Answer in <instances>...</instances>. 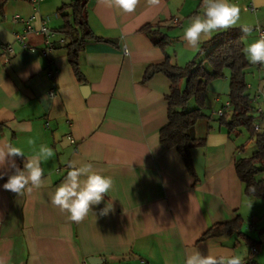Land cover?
Here are the masks:
<instances>
[{
  "label": "crops",
  "instance_id": "0c3cea01",
  "mask_svg": "<svg viewBox=\"0 0 264 264\" xmlns=\"http://www.w3.org/2000/svg\"><path fill=\"white\" fill-rule=\"evenodd\" d=\"M70 1L43 0L38 5L36 15L55 33L52 51L46 54L40 35L27 34L25 47L15 38L23 25L12 17H29L34 12L29 0H8L0 10V44L13 49L7 60L0 57V141L7 138L25 156L42 145L54 152L41 164L51 186L30 195L5 190L14 170L0 168V259L5 264H82L90 257L99 258L97 264H184L195 250L217 256L235 253L244 261L255 247L253 262L264 264V198L246 196L235 171V160L255 150V136L243 129L230 131L217 115L229 103V70L208 83L203 117L193 126V136L203 141L191 150L195 182L181 156L159 143V130L167 123L170 81L160 73L142 81L145 69L166 57L179 67L195 59L198 49L189 48L182 37L190 17L202 14L203 0H160L158 5L140 0L132 13L88 0L87 25L100 40L86 42L78 56L81 83L67 59L64 45L69 40L59 32L62 15L70 21L71 13L59 9ZM229 2L241 9L232 29L241 31L245 48L257 39L256 28L264 27V0H252L253 13L244 11L243 0ZM145 25H151L150 37L140 31ZM243 25L253 30L245 34ZM7 32L14 36L11 43ZM153 32L167 36L163 47L154 44L159 36ZM245 81L252 127H258L255 134H264V66L249 63ZM23 159L16 158L21 168ZM73 160L91 163L113 180L110 194L79 223L50 201ZM256 178H264V171ZM106 203L112 210L100 215ZM236 216L242 220V236L200 241L208 228Z\"/></svg>",
  "mask_w": 264,
  "mask_h": 264
},
{
  "label": "trees",
  "instance_id": "16d2710c",
  "mask_svg": "<svg viewBox=\"0 0 264 264\" xmlns=\"http://www.w3.org/2000/svg\"><path fill=\"white\" fill-rule=\"evenodd\" d=\"M8 0H0V10ZM88 0H71L63 5L71 10L70 21L68 15L63 14V26L59 29L68 38L64 45L67 59L74 75L81 83L78 71V56L86 42L98 41L86 21V5ZM142 33L151 36V25L140 29ZM158 34L155 45L163 47L167 36ZM239 29H229L215 33L207 43L199 47L194 60L183 67L173 64L167 57L160 63L149 65L143 74L142 81L149 80L154 74L165 75L170 81L169 93L165 97L167 102V123L159 130V143L165 149H174L182 158L189 175L197 180L193 168L191 150L203 144L193 134V126L203 117L202 106L204 94L210 81L223 77L225 69L230 72L229 80V109L223 114L219 122L230 131L243 129L254 137L255 150L250 156L235 160V171L243 185V192L248 197L264 198V178L256 176L264 171V134H255L252 127L253 117L250 114V94L245 81V73L249 62L244 54V47L240 39ZM194 102L193 109H187L188 103ZM229 117V118H228ZM242 220L236 216L233 220L217 223L208 228L200 237V241L218 236H242ZM255 246V244H253Z\"/></svg>",
  "mask_w": 264,
  "mask_h": 264
},
{
  "label": "clouds",
  "instance_id": "9594fccd",
  "mask_svg": "<svg viewBox=\"0 0 264 264\" xmlns=\"http://www.w3.org/2000/svg\"><path fill=\"white\" fill-rule=\"evenodd\" d=\"M109 8L115 7L125 13L136 10L140 0H99ZM150 5H158L160 0H147ZM202 14H196L189 19L188 26L184 28L183 40L191 49H199L201 43L212 39L214 33L226 31L236 27L240 21L241 9L229 0H203L201 5ZM33 27L37 30L42 28L39 14L33 18ZM243 33H250V26H240ZM259 31V29H256ZM9 43L14 40L12 33H6ZM244 54L249 63L264 65V34L244 49ZM39 61L35 62L34 68L39 69ZM27 78L29 73L22 74ZM20 130H24L21 128ZM54 156V152L47 146H41L39 151L31 156H25L22 148L13 145L7 138L0 141V168L5 166L13 169V174L8 176L3 188L17 196L32 194L43 188L51 186V179L46 178L42 162H46ZM23 159V168L16 163V158ZM70 169L63 181L55 187L50 194L51 204L58 208L61 213H67L68 219L79 223L92 212V207L100 205L104 201L106 193L110 194L113 180L109 176L102 175L93 169L91 163L80 165L77 161H69ZM4 173H0L3 178ZM161 214L163 206L158 205ZM112 210V204L106 203L100 210V215H107ZM0 264L5 261L0 259ZM184 264H243L242 257L231 253L225 256H217L211 251L207 255L195 250L187 255Z\"/></svg>",
  "mask_w": 264,
  "mask_h": 264
},
{
  "label": "built area",
  "instance_id": "2783aa9c",
  "mask_svg": "<svg viewBox=\"0 0 264 264\" xmlns=\"http://www.w3.org/2000/svg\"><path fill=\"white\" fill-rule=\"evenodd\" d=\"M43 0H29L31 6L33 7L34 12L29 16V17H21L20 15H14L12 17V22L13 23H21L23 25V29L21 33L15 34L16 40L22 45V47H25L26 44L24 42L25 36L27 34H35V35H40L43 38V44H44V49L42 50L43 54L49 53L52 51L53 48V38L55 36V33L52 29L44 25V22L41 21L42 23V28L40 30H37L35 27H33V18L36 16V13L38 11V5L41 3ZM244 1V11L247 12H255L256 7L253 4L252 0H243ZM259 31L256 30V36L257 39L260 37L261 34H264V27H257ZM256 28V29H257ZM124 53L126 54L127 51L124 50ZM13 55V49L11 45L8 44H0V57L3 59L7 60L9 57ZM253 65V64H252ZM255 67H262L264 65L256 64L253 65ZM54 91L51 89L49 90V96H53ZM230 107L229 103H227L223 109H220L217 111L218 116H222L224 114V111L227 110ZM259 112V111H258ZM255 131H258V127L254 126L253 127ZM248 228L250 230L254 229V226L252 223H248ZM257 249L255 247H252L249 252V257L243 261V264H256L253 262V256L256 254ZM82 264H88L87 261H83Z\"/></svg>",
  "mask_w": 264,
  "mask_h": 264
},
{
  "label": "water",
  "instance_id": "95a60500",
  "mask_svg": "<svg viewBox=\"0 0 264 264\" xmlns=\"http://www.w3.org/2000/svg\"><path fill=\"white\" fill-rule=\"evenodd\" d=\"M81 91H82L83 95H85L88 93V88L86 86H84L81 88ZM99 260L100 259L97 257H90V258H88L87 261L89 264H97L99 262Z\"/></svg>",
  "mask_w": 264,
  "mask_h": 264
},
{
  "label": "rangeland",
  "instance_id": "374dc122",
  "mask_svg": "<svg viewBox=\"0 0 264 264\" xmlns=\"http://www.w3.org/2000/svg\"><path fill=\"white\" fill-rule=\"evenodd\" d=\"M188 107L190 108V109H193L194 108V102L193 101H190L189 103H188ZM244 133H245V131H243Z\"/></svg>",
  "mask_w": 264,
  "mask_h": 264
}]
</instances>
